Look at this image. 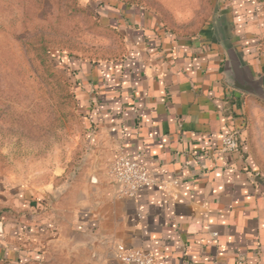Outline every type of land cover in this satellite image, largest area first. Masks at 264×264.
<instances>
[{
  "label": "crops",
  "instance_id": "crops-1",
  "mask_svg": "<svg viewBox=\"0 0 264 264\" xmlns=\"http://www.w3.org/2000/svg\"><path fill=\"white\" fill-rule=\"evenodd\" d=\"M132 24L123 58L70 62L91 142L81 163L41 192L0 186V264H123L117 244L156 264H264V171L245 114L264 73L239 55L230 23L195 37ZM230 131L237 151L222 150ZM120 153L153 181L135 198L116 194Z\"/></svg>",
  "mask_w": 264,
  "mask_h": 264
},
{
  "label": "rangeland",
  "instance_id": "rangeland-1",
  "mask_svg": "<svg viewBox=\"0 0 264 264\" xmlns=\"http://www.w3.org/2000/svg\"><path fill=\"white\" fill-rule=\"evenodd\" d=\"M155 21L189 37L230 23L264 73V0H0V186L41 192L81 163L91 142L70 62L119 60L131 48L122 26ZM245 114L264 171V87Z\"/></svg>",
  "mask_w": 264,
  "mask_h": 264
},
{
  "label": "built area",
  "instance_id": "built-area-1",
  "mask_svg": "<svg viewBox=\"0 0 264 264\" xmlns=\"http://www.w3.org/2000/svg\"><path fill=\"white\" fill-rule=\"evenodd\" d=\"M240 147L237 132L226 133L222 140L223 151H237ZM110 176L119 197L135 198L139 191L153 182L148 168L139 160L120 153L110 165ZM115 258L123 264H156L154 253L144 249L128 248L117 244ZM235 264H243L239 259Z\"/></svg>",
  "mask_w": 264,
  "mask_h": 264
},
{
  "label": "water",
  "instance_id": "water-1",
  "mask_svg": "<svg viewBox=\"0 0 264 264\" xmlns=\"http://www.w3.org/2000/svg\"><path fill=\"white\" fill-rule=\"evenodd\" d=\"M233 86L236 87V85H233ZM239 86H240V85H238V87H239ZM250 86H251V89L247 88V92H250V93H252V94L256 93V90L253 89L252 85H250Z\"/></svg>",
  "mask_w": 264,
  "mask_h": 264
}]
</instances>
